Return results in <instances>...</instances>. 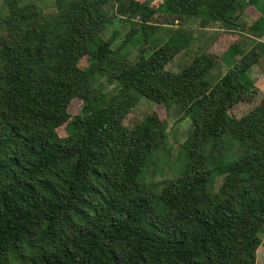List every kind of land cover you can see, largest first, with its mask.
Listing matches in <instances>:
<instances>
[{"label": "trees", "instance_id": "trees-1", "mask_svg": "<svg viewBox=\"0 0 264 264\" xmlns=\"http://www.w3.org/2000/svg\"><path fill=\"white\" fill-rule=\"evenodd\" d=\"M40 2L0 10V264H257L264 91L243 78L264 62V0ZM116 20L134 27L106 39ZM139 34L133 61L125 51ZM198 34L206 43L192 52ZM182 54L181 70H167ZM142 101L193 126L185 166L162 189L144 174L169 125L153 110L128 122Z\"/></svg>", "mask_w": 264, "mask_h": 264}, {"label": "rangeland", "instance_id": "rangeland-1", "mask_svg": "<svg viewBox=\"0 0 264 264\" xmlns=\"http://www.w3.org/2000/svg\"><path fill=\"white\" fill-rule=\"evenodd\" d=\"M54 3V0H41L40 4L41 7L44 8L45 11L51 10V7ZM2 8V0H0V10ZM107 10L110 14H113L115 11V5L114 3H110L107 6ZM51 15H48V20L51 19ZM245 21L251 24L253 22V19L251 17H245ZM199 20L194 19L188 24V29H196L199 27ZM131 27H134L133 22L126 23L125 26H122L121 22L119 20L112 21L111 24L108 26V29L105 33V38L108 39L112 34L115 32V30L123 32V36L129 31ZM173 27V26H169ZM187 27V26H186ZM185 27V28H186ZM176 29L175 27H173ZM165 29L169 28H162L157 33L152 36L150 40V48L155 47L156 44L162 43L166 41L167 38V31ZM195 39L193 40L192 44V52H194L199 46H202L203 43H206L205 38L200 36H195ZM122 38L118 40L116 43L117 45L121 43ZM141 35H137L134 39V42L129 45L125 52L130 53L131 60H137L140 48H141ZM150 50V49H149ZM150 52V51H149ZM148 54V53H147ZM188 55H179L175 60H173L168 66L167 70L171 72H179L181 69V65L183 66ZM242 56V54H238L235 59H239ZM232 63L231 61H225L220 68L213 74V79H216L219 77V74L221 72H224L227 70L228 65ZM264 62L260 66L253 67L243 78V82L247 86H254L255 88H258L262 91H264ZM114 88L113 84H110L108 82L105 83V89L106 91H111ZM82 102L75 100L71 105V112L73 114H78L81 107ZM153 111H156V113L159 115V118L161 120L167 121L169 125L170 130V141L168 143V146L165 150L161 151L153 160L149 168L146 170V173L144 174V180L151 183L153 186H155V189H162L166 183L170 180L175 179L180 173L183 167L185 166L186 160L183 158L182 148L181 145L184 143V141L189 137V134L193 130V126L190 123V120H182V115L177 112L174 108L166 111L162 106H157L155 109L151 107V105L146 102L142 101L134 115H132L127 121L130 122L132 125L140 122L141 119H143L146 115L151 113ZM61 136H67L65 129H61L59 131ZM242 155V152L238 150V148L234 149V153L231 154V156L225 160L224 164L222 166L227 165L229 162L234 161L236 158L240 157ZM221 166V167H222ZM221 178L218 174L214 175L213 183L210 187L211 191L213 190V185H217L220 182ZM214 185V186H215ZM262 238L264 240V235H262ZM257 264H264V245L261 246L257 253Z\"/></svg>", "mask_w": 264, "mask_h": 264}, {"label": "crops", "instance_id": "crops-1", "mask_svg": "<svg viewBox=\"0 0 264 264\" xmlns=\"http://www.w3.org/2000/svg\"><path fill=\"white\" fill-rule=\"evenodd\" d=\"M254 21H255V18H253V17H251ZM173 27H178V24H176V25H174ZM208 31H210V32H217V31H221L219 28H213V29H209ZM262 41H264V37L261 39ZM260 41V40H259ZM260 78H264V77H259V79L258 80H260Z\"/></svg>", "mask_w": 264, "mask_h": 264}, {"label": "built area", "instance_id": "built-area-1", "mask_svg": "<svg viewBox=\"0 0 264 264\" xmlns=\"http://www.w3.org/2000/svg\"><path fill=\"white\" fill-rule=\"evenodd\" d=\"M176 24H178V22H176Z\"/></svg>", "mask_w": 264, "mask_h": 264}]
</instances>
